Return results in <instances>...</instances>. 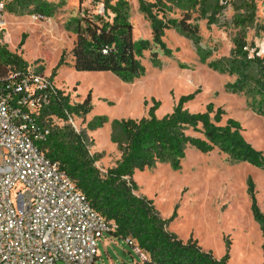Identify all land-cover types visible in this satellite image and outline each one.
Returning <instances> with one entry per match:
<instances>
[{
    "label": "rangeland",
    "instance_id": "obj_1",
    "mask_svg": "<svg viewBox=\"0 0 264 264\" xmlns=\"http://www.w3.org/2000/svg\"><path fill=\"white\" fill-rule=\"evenodd\" d=\"M33 1L24 13L14 6L5 9L0 47L20 57L25 70L49 76L67 96L69 105L83 106L84 114L73 113L72 119L78 132L84 134L89 152L101 155L95 163L101 171L119 158L111 140L116 123L139 119L151 109L156 117H162L180 99L185 100L183 108L189 113H207L217 126L236 122L243 140L264 157V113L258 112L262 105L259 97L247 98L232 91L235 76L209 66L229 56L235 39L242 37L249 43L264 36L257 1L252 23L238 22L250 15V4L246 8L240 0H222V4L218 2L221 9L215 14V23L207 25L204 15H212V3L191 5L188 0H163L167 10L158 15L163 12L167 19L189 15V23L198 26L200 50L174 28L166 29L161 37L162 48L152 45L150 50L142 51L138 57L142 72L129 80L106 71H76L72 67L70 50L75 32L70 22L87 13H98L99 4L94 5L92 0ZM127 1L133 41L150 40L149 23L138 11L137 0ZM37 4L39 9L34 7ZM33 15L43 18L33 19ZM197 51H209L210 55L203 58ZM62 52L65 64L51 76ZM8 67L12 70L13 66L1 68L0 74L5 75ZM52 121L60 126L67 124L55 117ZM187 135L203 137L191 130ZM133 181L135 194L152 203L167 221V230L179 239L196 240L216 259L227 255V264L263 263L264 233L251 206L254 204L264 216V165L233 161L216 145L199 150L187 142L178 167L170 161L157 162L136 171ZM96 252L93 264H145L121 237L107 232L98 241Z\"/></svg>",
    "mask_w": 264,
    "mask_h": 264
},
{
    "label": "trees",
    "instance_id": "obj_2",
    "mask_svg": "<svg viewBox=\"0 0 264 264\" xmlns=\"http://www.w3.org/2000/svg\"><path fill=\"white\" fill-rule=\"evenodd\" d=\"M188 1L191 5L212 3V15H204V18L207 25L215 23V14L221 9L219 0ZM240 1L246 8L249 4L251 6L250 15L238 20L241 25L253 22L255 1L258 4L257 16L260 18V0ZM34 2L13 0L6 8L14 6L13 9L18 8L20 13H24L29 4ZM92 2L102 7V14L87 13L70 22L75 32L70 54L72 67L76 71H106L124 80L137 77L142 72L138 57L142 51L150 50L152 45L161 47V37L164 30L169 28H174L189 39L196 50H200L198 26L189 23V15L179 19H167L163 12L161 16L158 15L164 9L167 10L163 0H137L138 11L148 21L151 33L150 40L137 41L132 39L127 0ZM34 7L39 9L38 4ZM245 43L242 37L235 39L229 56L212 61L209 66L235 76V81L230 85L232 91L244 94L247 98L259 97V105H262L258 112L263 114L264 56L248 58L242 50ZM197 52L203 58L210 55L209 51ZM151 54L156 55L155 52ZM63 55L64 52L51 76L55 75L59 66L65 64ZM7 65L13 66L12 70H25L20 57L0 47V70ZM183 101L180 99L172 111L162 117H156L151 109L139 119L128 118L116 123L111 132V140L119 152V158L113 166L101 171L95 165L101 155L89 152L84 134L76 133L68 123L61 126L53 123V117L66 122L65 111L69 114H84L82 105H69L67 96L57 90V97L38 116V121L48 124L51 131L45 138L34 141V144L49 161L57 164L70 177L93 210L107 222L111 228L108 233L114 237L133 239L147 254V264H227V255L216 259L210 251L202 250L196 240H182L169 232L167 221L160 217L152 203L135 194L134 173L150 168L157 162L170 161L173 167H178L183 146L187 142L199 150L216 145L228 153L233 161L246 160L253 165H264V157L243 140L236 122L229 121L228 125L217 126L207 113H189L183 108ZM231 126L235 128L231 129ZM188 130L199 132L203 137L189 136ZM251 209L264 233V216L254 204Z\"/></svg>",
    "mask_w": 264,
    "mask_h": 264
},
{
    "label": "built area",
    "instance_id": "obj_3",
    "mask_svg": "<svg viewBox=\"0 0 264 264\" xmlns=\"http://www.w3.org/2000/svg\"><path fill=\"white\" fill-rule=\"evenodd\" d=\"M11 1L0 0V29ZM259 11L264 21V0ZM242 50L248 58L263 57L264 36ZM57 90L40 73L9 69L0 76V264H93L98 241L111 229L70 177L34 144L51 131L38 116ZM65 116L79 133L72 115L65 111ZM122 239L147 264V254L134 240Z\"/></svg>",
    "mask_w": 264,
    "mask_h": 264
}]
</instances>
